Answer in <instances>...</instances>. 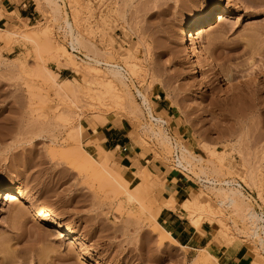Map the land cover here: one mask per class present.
Here are the masks:
<instances>
[{"label":"rangeland","instance_id":"1","mask_svg":"<svg viewBox=\"0 0 264 264\" xmlns=\"http://www.w3.org/2000/svg\"><path fill=\"white\" fill-rule=\"evenodd\" d=\"M61 1V13L70 20L82 15L77 22L73 20L77 23L75 28L73 22L74 31L102 51L100 55L104 53L101 60L117 63L127 71L128 61L135 68L129 71L125 88L114 82L123 106L119 101L114 107L113 98L107 95L104 101L114 107L108 110L109 106L103 105L106 102L96 104L100 102L88 101V95H83L87 88L84 78L89 76L83 72L79 58L85 59L82 54L86 49L80 47V53L74 52L77 56L72 58L83 68L78 67L81 72L51 61L53 49L64 46L70 50V46L61 19L53 20V11L44 2L24 0L25 11L19 16L32 12L30 20L0 11L4 17L0 20V186L22 188L14 202L5 201L0 194V259L5 258L0 264H189L202 248L215 257L214 264H223L225 259L215 255L217 247L222 246L231 252L242 248L249 255V264H264L263 250L256 239L249 237L248 224L241 221L240 213L236 217L229 209H222L219 218L230 230L216 243L210 242L215 240L217 224L210 225L203 218L207 235L203 233L205 243L196 246L193 240L200 231L190 221L198 212L188 214L179 204L174 212L166 207L157 215L153 212L168 198L167 175L177 176L189 187L188 194L180 198L188 195L203 204L206 200L215 203L210 190L196 178L203 165L205 172L207 166H219L218 157L211 156L209 148L226 163L221 175L219 168L212 173L208 169L209 177L239 183L247 206L264 215V0H238L239 6H230L220 21L195 32L214 69L204 59L194 61L182 39L186 25L205 15L216 0ZM73 9H78L74 16ZM84 15L90 22L82 19ZM43 27L50 29L52 37L45 39L47 44L43 38L35 41L34 37L27 40L5 35L10 29L38 33L45 30ZM126 51L129 59L123 55ZM41 68L52 71L54 78H47ZM97 68L105 71L103 66ZM228 74L235 79L225 81ZM65 79L72 84H63ZM82 85L84 89H79ZM77 88L84 91L82 95ZM137 89L147 97L153 115L165 120L164 129L171 142L186 146L204 158V163L210 160L214 164L195 163L200 168L194 167L192 172L174 168L177 151L172 147L165 150L149 132L145 133L144 126L157 124L149 118ZM73 93L79 98L76 106L68 101L70 94L76 98ZM61 113L67 115H63L66 120ZM77 125L82 128V136L75 140L69 133ZM74 147L83 148L96 165L106 161L105 169L97 170L110 168L109 178L114 172L117 179L120 176V185L131 190L137 187L139 174L149 171L148 196L152 200L148 196L147 201L128 199L118 182L111 184L107 172L97 174L77 158L72 153ZM246 177L253 179L252 183L245 180V184ZM25 195H32L39 205L62 215L73 232L64 229L62 223L40 226L32 212H26L25 218L29 207L23 204ZM172 214L179 215L195 231L185 236L172 232ZM243 226H247L246 232ZM36 227L51 236L37 238ZM167 233L183 246L168 240Z\"/></svg>","mask_w":264,"mask_h":264},{"label":"bare ground","instance_id":"2","mask_svg":"<svg viewBox=\"0 0 264 264\" xmlns=\"http://www.w3.org/2000/svg\"><path fill=\"white\" fill-rule=\"evenodd\" d=\"M36 1L37 2L38 1L44 2V4H46L49 7V9H51L53 11V14H54V17H53L54 19L53 20L61 19V22L63 23L62 26L64 28V30H63L64 32L63 33H65L66 36H68V44L70 46V50L67 49L66 47L62 46V45H61L62 47L58 51L52 48L53 51H51V54H52L51 55L52 56V60L51 61H53L57 66L66 65V66H69L70 68H72L75 72H79L80 69H81L79 67L80 65L77 66L76 63L72 60V58L77 56L76 54H74V52L80 53L79 52V48L83 47V49H86V53L82 54V56L85 59H82V58H79V59L81 60V62H83L84 66L86 65L85 67L83 65H81V67L85 68V69L82 68L83 72H87L89 78L85 76L86 75V73H85L84 77H86V79L84 78V80H85L84 85L86 83L87 86H85V87H87V88L84 89L83 88L84 86L82 85L81 88H79V89H84L85 92L83 91L84 92L83 93L82 91H80L77 88L78 92H81V95L83 93L84 96H85V94L88 95L85 98V99L88 98V101H89V99L91 101H93L92 99H94V101L97 100V101L100 102V103H96L97 101L94 102L96 104H102V103L106 102V104L104 103L103 105H107V101L106 100L104 101V99H107V98H105L107 95H108L107 96L108 98L110 96L113 98L112 100H114L113 102L115 103L114 107H115V105L117 103L119 104V101L121 103V99L123 97L121 98V96L118 95L117 92L115 93L114 90H116V89H114V87H115L116 84L114 85V82H118L120 85L122 84V86L124 85V88H125V85H126L125 82H126V80L129 79L127 76H128V74L131 73V72L129 73V71L134 70L135 64L127 63L128 61L124 60L125 61V65H127V68L129 67L128 71H127L124 67H122L121 65H119L117 63L103 61L104 59L101 60L100 58L102 57V54H104V53H101V55H100V52H102V51H100V52H99V50L97 51V49L93 45L89 44L85 39H82L83 36L81 34L79 35V33H77L78 31L77 32L74 31L73 22L76 21V18L79 15H81V14H78L77 17L73 15V14H75V15L77 14V10L78 9L77 10L75 9L76 13H75V10L73 9V13H71V15H73L74 17H71V20H70L69 19L70 17L66 13L64 15L61 13L60 3H59V1H61V0H36ZM216 1H217V3L215 5H213L212 7H210V9L208 10V12L205 15L199 17L198 19L190 21L186 25L187 31L184 34L183 39H182L183 42L188 45V52H190V54H191L192 58L194 59V61L200 62V60L204 59L207 62L208 67H211L212 69H214L213 61L211 60L210 57L205 56L204 51L202 49V45L200 44V41L198 40V36H194V34H195L196 31L201 30V29L205 28L206 26H209V25L213 24L217 20L220 21L223 18V14L229 13L228 11H229V7L230 6H232V5L235 6V7L239 6L238 5L239 4L238 0H216ZM84 16H83L82 19L84 21H89L90 22L89 16L88 15H86L87 17L86 16L84 17ZM80 17H82V15ZM1 18H2V13H0V20H1ZM90 18H91V16H90ZM99 18H101V16ZM123 19L124 18H122V21H124ZM100 20L102 21V20H105V19H100ZM79 21H80V19H79ZM76 22H74V23H76ZM79 23L81 24V21ZM75 25H77V23L74 24V27H75ZM29 28H31V27H29ZM43 29H45V30L40 29L42 31H40V32L38 31V33L37 32L35 33V31L34 32L29 31V32H31V34H28V31H26V30L18 31V29H15V30L14 29H10L6 34L5 33L4 34L5 35H7V34L9 35L10 34V36L11 35H15V36H18V37L21 36L22 39L25 38L27 40H29L30 37H34L33 39H35V41H41V38H43L44 41H46V44H47L48 40H45V39H48L49 37H50V39H52V37L49 36V31H48L49 28L47 29V27H43ZM1 32H2V30H1ZM18 37L15 38V39H19ZM13 39H14V36H13ZM6 40H8V39L6 38ZM11 40H12V37H11ZM30 40H32V39H30ZM83 40H85L86 42L83 41ZM44 41H42V42H44ZM36 44H38V43H36ZM39 45H41V43H39L38 46ZM55 46H57V45H55ZM55 46H54V48H55ZM46 47L49 48L48 46H46ZM47 48L46 49L42 48V49L45 51V50H47ZM57 48H59V45H58ZM50 49H51V47H50ZM109 52H111V50ZM49 54H50V52H49ZM123 55H125V57L127 59L130 58V55H129L128 51H126L125 54H123ZM63 60H65V61H63ZM78 62H80V61H78ZM98 66L99 67L103 66V69H105V71L104 72H102V70L100 71V69L97 68ZM41 69L45 70L44 73H45L47 78H50L51 80L54 78V74H53L52 71H50L48 69H43V68H41ZM132 72H134V71H132ZM223 79H225V81H227V82H231V80H234L235 78L232 76V74H228ZM71 82H72V80L65 79V80H63L62 83L63 84L64 83L68 84V83H71ZM75 83H76V81H75ZM78 86L79 85H76V87H78ZM137 92H138L137 94L141 97L142 104L146 107L147 114H148L149 118L151 119V121H153V122H155V124H157V127H154L152 125L144 126L145 129H146V132H145V130H143V131L145 133L149 132L147 134H150L152 137L155 138V140L157 139L159 141V143H161L166 148L165 149L163 147V149L167 150L169 147H172V149H175V151H177V153H175V159H174V162H173L174 168L180 169L182 171L184 170V172L185 171L192 172L191 169L192 168L194 169V167L196 165L195 163H201V162L204 163V161H203V160H205L204 158H202V157H200L198 155H195L194 153H191L190 150L186 146L178 143L177 141L171 142L170 137L167 135V133H166V131L164 129V124L166 123L165 120H163V119H161L159 117H155L153 115V113H152L151 106L149 105V102L146 99L147 97H145V95L142 94L138 89H137ZM73 94L76 95L75 93H73ZM70 95L68 96L69 97L68 101L71 102L70 104L74 106L75 103H76L75 100L79 99V98H77L78 95H76L75 99H73L72 98L73 96H70ZM83 97H82V99H83ZM111 97H110V99H111ZM110 99H109V102L112 103V101H110ZM77 103H78V101H77ZM77 103H76V105H77ZM91 104L93 105V102H91ZM96 106H99V105H96ZM108 106L109 105H107V107ZM112 106H109L108 110H109V108H114ZM120 106L122 107L123 103H121ZM102 108H104V107H102ZM63 115L61 113L62 117H63ZM57 116H59V115H57ZM64 116L67 117V115H64ZM98 116H101V115H98ZM65 117H63V119L66 120ZM68 118H67V120H68ZM141 127H143V126H141ZM71 130H73V129H71ZM69 134H71L70 136L72 137V139L73 138L75 139V137L76 138L81 137L82 136V128H81V126L77 125L75 127V129L73 130V132L72 133L70 132ZM75 140H77V139H75ZM98 148H99L98 149L99 153L102 154L104 152L102 147H98ZM206 149H207V151L209 152V154L211 156L218 157V165H219V166L215 165L216 166L215 167L214 165H211V164H214V163H212L209 160L210 162L209 161H207V162L211 163L210 164L211 167L209 166L210 168H208V166H207V168H206L207 171L209 169V171H211V173L212 172H217L216 170H217V168H219L218 169L219 170V175H221L220 174V169L223 168V166L224 167L226 166V163L224 162V159L222 158V156L219 155V153L217 151L213 152V151L209 150V148H206ZM73 151L75 153L74 155H76L77 158H80L81 160H83L84 164L86 166H88V167H91L92 170L105 169L106 161H104V160L102 162L100 161L101 164L100 165L97 164L98 168H96L97 165H96V163H94L95 159L91 155H89L83 148H81L79 150L77 147H74L72 149V153H73ZM108 161H110V160H108ZM206 163H204V164H206ZM209 163H207L206 165H208ZM99 166L101 168H99ZM198 167L200 168V166H198ZM202 167H203V169H199L198 168L200 170L198 172L199 175H197L198 173H196L197 177L196 176L195 177L199 179V181L202 183V186H204V188H206L207 190H210L211 194L215 198V203L217 204L216 205L217 208L214 205L215 203H213V205H211V203H212V202H210L211 200L210 201L206 200L204 202V204H203L197 198L190 197L188 195H184L183 197L180 198L179 203H176L174 197L170 194V195H168V198H167V200L165 201V203L163 204L162 207L155 208L153 210V212H156L154 215H157V213L163 207H166L167 209L173 211V210L176 209L175 208L176 204H179L181 209L184 212L188 213V214H192V213L194 214L195 212H198V215L195 216V217H192V215H191L192 218H191V221H190V225L193 228L199 230L203 234L204 232L200 229V226L202 224V219L203 218L206 219L207 223L210 224V225L216 223L217 226H218V229L216 231V235L214 236L215 240L213 239L214 241L210 242V243H216V241L220 239L218 237L222 236V234L225 235V232H226L227 229H228V231L230 230L229 229L230 227L226 229V227H225V226H227V225H225L226 222L224 224L223 221L221 220L223 218H221V219L219 218L222 209L223 208H227V209L230 210L229 212H231V211L233 212V215H234V213H235V215L240 213V215L242 217L241 221L244 220L248 224V227H249L248 230L249 231H247V232H249L248 233L249 237H251L253 239H256V242H257L259 248L260 249H264V240H263V236H262V234H264V215L260 214V213L258 214L255 210H253V209H251L250 207L247 206L248 204H246V202L244 201V198H245L244 195L245 194H243V192L241 191L242 190V188H241L242 186L239 183H237V182L235 183L233 180H223V181H221V180H217L214 177H209L208 174L210 172L208 171L209 173L207 174V171L205 172V170H204V168L206 166L204 167V165H203ZM93 168H96V169H93ZM108 169L110 170V168H108ZM108 169H107V171H108ZM104 171L107 172L106 170H102V172H104ZM102 172H101V170H99V171L97 170L96 171L97 174L102 173ZM96 173L94 171V175ZM112 173H113V175L115 174L114 172H111L110 173L111 174L110 175L111 178H109L108 172L106 174H107L108 178L112 180L111 184H115V182H118L117 180H119L120 176L118 175V179H117L116 174L114 176H112ZM138 174H139V172H138ZM194 174L195 173L193 172V175ZM214 174H211V175H214ZM247 176H250V175H247ZM138 177H139L138 185H137V187L135 186L133 190L126 188L124 184H123L124 186L120 185L119 182H118L119 185L117 184V186H120V187L122 186L121 188H123L124 193L128 195V199L129 198L135 199V197H137L141 201H143V200L147 201L148 197H149L148 196L149 193L151 194L150 173H149V171L144 170V171H142L139 174ZM246 178L247 179L241 178L242 182H243V179H244L245 184H248L247 183L248 181H245V180H250L251 181L250 183H252L253 179L251 180L250 177H246ZM111 180H109V182ZM120 180H123V179H120ZM153 181L155 182L156 180H153ZM120 187H118V188H120ZM21 191H22V188H21L20 185H13V186L9 187L8 189H3L0 186V194H2V196L4 195L5 201H8V202L16 201L17 198H18V193L21 192ZM149 199L152 200L151 197H149ZM207 199H209V198H207ZM23 200H24L23 204L29 205L28 211L24 212V216L26 214H28V213L30 214L32 212V213H34L38 224L40 223V226H41V224L45 225L46 223H49L51 225H58V224L62 223L63 226H64V229H67L69 233L73 232L71 226L64 221V218H63L62 215H60L59 213L52 212L49 209H46L45 207H43L42 205H39L37 203L36 199L32 195H25L23 197ZM247 200H248V198H247ZM152 203H153V201H152ZM26 212H28V213H26ZM238 215H236V217ZM26 216H25V218H26ZM29 216L30 215H28V217ZM28 217H27V219H28ZM221 217H223V216H221ZM229 217H231V216H229ZM187 218L189 219L190 217H187ZM23 220H25L24 217H23ZM231 221H232V219H231ZM232 223H234V222L232 221ZM244 228H247V226L246 227L243 226V228H242L245 231L246 229H244ZM35 229H36V231H35L34 235L37 238H39V239H46V238L51 236V233H49L48 231L44 232V231L40 230L41 227H40V229L37 228V227ZM161 234H163V233L160 232V235ZM186 234L187 233H185V235ZM204 234H206V232ZM224 235H223V237L226 236V235L225 236ZM163 236H164V234H163ZM167 238L171 242L178 244V246H180V247L183 246L180 243H178V241L175 240V238L173 236H171L170 233H167ZM199 251H200V254L194 256L191 259L189 264H214L213 260L215 259V257L211 253H209L206 248L199 249ZM4 259H5L4 257L1 258L0 262H2V261L4 262Z\"/></svg>","mask_w":264,"mask_h":264},{"label":"crops","instance_id":"3","mask_svg":"<svg viewBox=\"0 0 264 264\" xmlns=\"http://www.w3.org/2000/svg\"><path fill=\"white\" fill-rule=\"evenodd\" d=\"M25 6L26 4L24 3V0H0V11L3 14H11L16 18L30 20L31 16L33 15L32 12H28L25 15L19 16L20 11H25ZM2 19H4V17ZM166 182L169 189V195L171 194L174 199H179L180 196L184 193L188 194L189 187L177 176L174 175L173 177H170L169 175H167ZM170 217L169 227L172 232H175L180 236H185V233L192 234L195 231L193 228H191V226H189L187 222H183V218H181L179 215L172 214ZM200 229L204 233L207 232L202 224L200 226ZM204 239L205 237L203 236V234L199 232L198 238L194 239L193 243L197 246L202 242L205 243ZM215 255L218 259H225L223 264H249L250 262L249 255L242 248H238L231 252L230 249L226 247H217Z\"/></svg>","mask_w":264,"mask_h":264},{"label":"built area","instance_id":"4","mask_svg":"<svg viewBox=\"0 0 264 264\" xmlns=\"http://www.w3.org/2000/svg\"><path fill=\"white\" fill-rule=\"evenodd\" d=\"M121 151H126V147L125 146H123V147H121ZM262 236H263V240H264V234H262ZM263 250V253H264V249H262Z\"/></svg>","mask_w":264,"mask_h":264}]
</instances>
